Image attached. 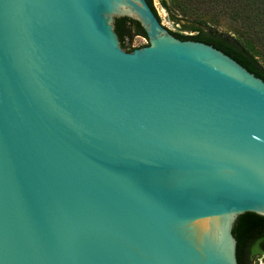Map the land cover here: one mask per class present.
<instances>
[{"label":"water","instance_id":"95a60500","mask_svg":"<svg viewBox=\"0 0 264 264\" xmlns=\"http://www.w3.org/2000/svg\"><path fill=\"white\" fill-rule=\"evenodd\" d=\"M245 212L262 77L148 0H0V264H239Z\"/></svg>","mask_w":264,"mask_h":264},{"label":"trees","instance_id":"16d2710c","mask_svg":"<svg viewBox=\"0 0 264 264\" xmlns=\"http://www.w3.org/2000/svg\"><path fill=\"white\" fill-rule=\"evenodd\" d=\"M148 2L161 20L154 0ZM172 2L185 13L183 17L173 15L177 23L185 21L179 29L195 32L185 34L170 29L173 34L181 39L213 44L264 79V0H196L197 17L186 13L185 0ZM162 4L170 9L166 0H162ZM225 16L226 21L222 19ZM222 22L227 25L226 30L219 28ZM115 24L122 45L128 50L137 48L132 45L134 35L141 34L148 38L145 28L136 19L117 17ZM233 233L238 240L239 264H254L264 258V215L255 212L241 214Z\"/></svg>","mask_w":264,"mask_h":264},{"label":"rangeland","instance_id":"374dc122","mask_svg":"<svg viewBox=\"0 0 264 264\" xmlns=\"http://www.w3.org/2000/svg\"><path fill=\"white\" fill-rule=\"evenodd\" d=\"M167 3H169L170 5V9L166 8L163 4H162V0H154V5L161 17V22L163 23V25H165L169 30H173V31H181L179 29V27L181 26L182 22H185L184 20L180 21V23H177L176 21L173 20L174 16H180L183 17V15H185V13L183 11H181L178 6H176L172 0H166ZM185 7H186V13L188 15L192 14L193 17H197L199 16V13L197 12V7H196V0H185ZM201 8V7H198ZM202 10V8H201ZM174 15V16H173ZM223 20H227V16H225V18H222ZM222 20V21H223ZM223 23V22H222ZM220 29L222 30H226L227 29V25L226 24H221L219 26ZM170 30V31H171ZM182 33L185 34H194L195 32H191L189 30H182ZM149 42V39L141 34H137L134 35L133 37V47H141L142 45H147ZM264 262V258H260L259 260L255 261L254 264H263Z\"/></svg>","mask_w":264,"mask_h":264}]
</instances>
